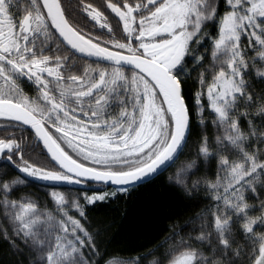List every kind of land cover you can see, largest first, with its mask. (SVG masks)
<instances>
[{
  "label": "snow or ice",
  "instance_id": "snow-or-ice-1",
  "mask_svg": "<svg viewBox=\"0 0 264 264\" xmlns=\"http://www.w3.org/2000/svg\"><path fill=\"white\" fill-rule=\"evenodd\" d=\"M76 8L100 35L78 26L63 0H0V131L9 133L0 136V244L8 264H128L105 259L101 231L57 186H116L85 196L88 204L128 194L172 167L193 127L209 123L215 141H196L175 186L189 198L209 193L214 211L130 264L150 256L149 264H264V92L254 88L264 83V0H77ZM209 39L211 80L208 69L200 73L190 106L185 78L203 67ZM85 59L92 63L81 71ZM23 132L43 144L51 167L25 158ZM213 161L215 181L179 179ZM31 181L52 188L59 220L38 198L17 195Z\"/></svg>",
  "mask_w": 264,
  "mask_h": 264
},
{
  "label": "trees",
  "instance_id": "trees-1",
  "mask_svg": "<svg viewBox=\"0 0 264 264\" xmlns=\"http://www.w3.org/2000/svg\"><path fill=\"white\" fill-rule=\"evenodd\" d=\"M68 11L71 10L69 9ZM113 26L115 27V24H113ZM85 27L86 25H83L82 28L87 30ZM207 31L215 35L211 26ZM206 46L208 56L211 50V39L206 42ZM203 51H205V49H201V52ZM205 64L206 63H204V65ZM203 67L196 68L195 71L191 72L190 76L185 78L184 95L190 106L194 105L193 97L198 91L196 79ZM128 75H131L130 71H128ZM254 88L256 93L260 94L264 92V83H256ZM241 111H243V109H241ZM251 111L254 113L255 109ZM205 117L206 120H210L208 114ZM5 123L6 121L0 120V127ZM241 123L243 127H247L246 121L242 120ZM7 134L9 133L0 131V136ZM205 134L209 136L210 140L213 142L215 141L216 129L210 123L206 130L194 126L183 149V153L176 163L167 171L155 177L150 183L137 186L128 194L117 195L114 198L96 202L95 204H88L83 201L81 207L86 213L85 223L93 226L91 228L92 232H96L97 230L101 231L100 239L103 240L101 249L102 251H107L106 260L133 261L149 251H155L157 246L161 244L166 237H171L173 231L179 232L182 226H188L184 230L183 234L185 235L190 233L192 228H199L201 222L199 218L206 216L208 212L214 211L212 207L214 202L207 198L209 193L198 190L196 195L189 198L175 186L177 181L174 180L176 181L174 182L172 178L179 165L194 158L192 154L196 148V141ZM23 136L27 140L25 158L37 165L46 168L51 167L52 163L46 157L41 147L36 144L33 135L30 132H23ZM217 175L218 170L216 162L213 161L207 168H201L200 172L196 175L190 178L184 176L182 179L191 185V182L198 178L215 181ZM26 188L41 195L42 199L49 201L44 192L39 190L40 187L36 184L29 182L27 186L21 188L20 192L24 191ZM67 191H83L88 194H94L96 192L112 193L114 190L103 188L100 185H87V188L83 190L69 189ZM222 191L223 189H221V193ZM20 192L17 193V195L20 196ZM261 199H264V195L261 196ZM253 202L255 201H250V203ZM49 206L50 202H48V207ZM252 214L260 215L259 212H254ZM193 220L196 222L194 224L190 223V221ZM260 231L261 229L257 228V232ZM177 239H179V237H177ZM170 246L171 241H169L168 245H165V247ZM163 250L164 249H161L160 251ZM10 259H12V257L7 253V246L0 244V261H2L3 264H8ZM152 259H154V256L148 257V260L141 261V264H149Z\"/></svg>",
  "mask_w": 264,
  "mask_h": 264
},
{
  "label": "rangeland",
  "instance_id": "rangeland-1",
  "mask_svg": "<svg viewBox=\"0 0 264 264\" xmlns=\"http://www.w3.org/2000/svg\"><path fill=\"white\" fill-rule=\"evenodd\" d=\"M245 44H246V41H245ZM205 63L206 64L204 65L203 69L199 72V74L197 76V79H196L197 84H198V90L200 88L199 76H200V73L201 72H204L205 71V69H208V72L206 74L208 76L209 81L211 80V75H212V69H211V64H212V60H211V50H210V52H209V54L207 56V61ZM129 76H131V75H129ZM204 103H205V105H207L206 97H205ZM205 116H207V112L205 113ZM205 119H206V117H205ZM181 165H179V167H177V169L175 170V175L172 176L173 181L174 180H176V181L178 180V175L177 174L179 172V169H180ZM183 177L184 176H181V177H179V179H182ZM176 181H174V182H176ZM28 184L29 183H26L24 185H21L20 188L25 187ZM39 190H41V191L44 192L45 196H47V198L49 199V201L48 200H45V199H42L41 198L42 197L41 195L34 193L31 189H28V188H26L24 191L20 192V196L21 197H26V196H28V194H31L30 197H29L30 199L36 200L38 198V203L40 205V210L43 211V212H51L53 214V216H55L56 219L59 220L60 219V211L57 210L56 206L54 204L50 203V206L48 207V202H50V197L46 193L50 192L52 190V188H40ZM57 190H60L64 194L68 195V197H69L70 200L71 199H75V198H79L80 205L83 203V201H84V203H87V201L84 199L85 196H91V195H93V194H88L87 192H83V191L82 192H73V191L72 192L71 191L68 192L67 191L68 189H60V188H57ZM69 211H71V209H69ZM76 215H78V214H76ZM123 262H128V264H130L131 261H123Z\"/></svg>",
  "mask_w": 264,
  "mask_h": 264
},
{
  "label": "flooded vegetation",
  "instance_id": "flooded-vegetation-1",
  "mask_svg": "<svg viewBox=\"0 0 264 264\" xmlns=\"http://www.w3.org/2000/svg\"><path fill=\"white\" fill-rule=\"evenodd\" d=\"M87 2H90V3H93V4L97 5V6H100L101 3H102V0H87ZM63 3H64V6L68 10L69 9L71 10L69 12L71 13V15L73 17L74 22L77 23L78 26L83 27V25H86L85 28L89 32H91L92 34H95V35H100L101 34V30L99 29V27L97 25H95L94 22H90L84 15L78 14L79 10L76 8L77 0H63ZM72 7H73L74 10L72 9ZM105 15H109L110 16L111 14L108 13L105 10ZM110 22L112 23V25L115 24L114 20H110ZM87 30H85V31H87ZM103 38L104 39H108L109 38L106 30H104ZM117 38H119V35H117ZM53 47H55V45H53ZM90 63H92V62H89V61L86 62V61H81V60L78 61V64L81 66V71H83V68L87 67L88 64H90ZM93 66H95V65H93ZM26 94H28L30 96H35V91L32 90V89H28L26 87ZM20 134L21 133L19 131L16 133V135H20ZM26 142H27V140L25 138V142H24L25 143V151H26V144H27ZM3 163H4V161L0 160V166H2Z\"/></svg>",
  "mask_w": 264,
  "mask_h": 264
},
{
  "label": "water",
  "instance_id": "water-1",
  "mask_svg": "<svg viewBox=\"0 0 264 264\" xmlns=\"http://www.w3.org/2000/svg\"><path fill=\"white\" fill-rule=\"evenodd\" d=\"M93 59H94V58H93ZM85 60L92 62L91 60H88V59H85ZM126 70H127V68H126ZM0 120H2V119H0ZM33 136H34V135H33ZM34 138H35V137H34ZM39 145H40V147L42 148L43 152L45 153L46 157H47V158L49 159V161H50V156L47 154L46 150L44 149L43 144L40 143ZM184 147H185V146H184ZM183 149H184V148H183ZM168 169H169V168H168ZM168 169H167V170H168ZM167 170H165V171H167ZM165 171H162V172L159 173L158 175L164 173ZM158 175H156V177H157ZM32 182H34V183H36V184H38V185H40V186L47 187V186H45L44 182H40V181H32ZM86 184H89V185H100V186H102V187L110 188V189H113V190H115V187H116V186L111 185V184L105 185V184H103V183H97V182H88V183H86ZM140 185H142V184H140ZM140 185H138V186H140ZM136 187H137V186H136ZM47 188H51V187H47ZM57 188H68V189H79V190H80V189H85L86 186H85V184H83V185H67V184H60V185L57 186Z\"/></svg>",
  "mask_w": 264,
  "mask_h": 264
}]
</instances>
